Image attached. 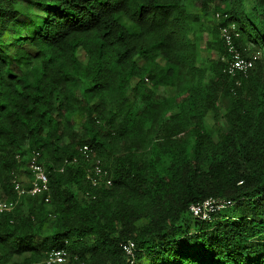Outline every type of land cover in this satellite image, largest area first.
Returning <instances> with one entry per match:
<instances>
[{"label":"trees","instance_id":"obj_1","mask_svg":"<svg viewBox=\"0 0 264 264\" xmlns=\"http://www.w3.org/2000/svg\"><path fill=\"white\" fill-rule=\"evenodd\" d=\"M33 150L49 189L19 195ZM0 200V264H264V0H0Z\"/></svg>","mask_w":264,"mask_h":264},{"label":"built area","instance_id":"obj_2","mask_svg":"<svg viewBox=\"0 0 264 264\" xmlns=\"http://www.w3.org/2000/svg\"><path fill=\"white\" fill-rule=\"evenodd\" d=\"M223 35L226 39L228 50L230 52L229 61L225 71L236 76L240 73L247 74L248 70L251 69L256 61L261 57V51L253 52L249 56H245L242 51L235 46L233 43L232 34L228 27L223 28ZM81 152L89 159H91L92 149L89 145H83ZM41 151L33 150L29 162L28 168L31 172V187L26 188L25 184L22 183L18 178H14V187L19 195L24 193L39 194L49 189V178L46 172L44 164L40 162ZM92 167L87 169V178L95 186L102 181L110 182L108 178V171L103 168L100 159L91 160ZM230 203L219 198L209 197L203 202L191 205V212L201 218L208 219L212 212L218 211L225 208ZM15 205L13 200H0V212L11 210ZM134 243L129 242L124 246V249L129 254H133ZM68 256V252L64 248H54L50 251L48 257L45 259V264H63Z\"/></svg>","mask_w":264,"mask_h":264},{"label":"clouds","instance_id":"obj_3","mask_svg":"<svg viewBox=\"0 0 264 264\" xmlns=\"http://www.w3.org/2000/svg\"><path fill=\"white\" fill-rule=\"evenodd\" d=\"M221 13L220 12H217L216 14H215V16L217 17V18H221ZM224 27H228L229 28V30H230V33L232 34V38H233V43L235 44V35L236 36H238V33L236 32V33H233L232 32V30H235V25L234 24H232L231 26H228V25H224L222 28H221V36H222V38H223V40H224V42H225V46H226V49H227V55H223V60H225L226 58H227V64H228V61H229V57H230V52H229V50H228V45H227V42H226V39H225V37H224V35H223V28ZM236 46V45H235ZM238 48V47H237ZM207 51L206 50V48L204 47V49H202V51H201V55L202 56H205V57H208V56H210V54L211 53H213L214 51H212V52H210L209 51V54H203V51ZM201 57V56H200ZM227 66H225V68H226ZM225 68H224V71H225ZM226 72V71H225ZM232 76V75H231Z\"/></svg>","mask_w":264,"mask_h":264},{"label":"rangeland","instance_id":"obj_4","mask_svg":"<svg viewBox=\"0 0 264 264\" xmlns=\"http://www.w3.org/2000/svg\"><path fill=\"white\" fill-rule=\"evenodd\" d=\"M203 20H204V27H206V29H210L212 27L213 23L215 22L214 19H213V16L203 18ZM208 37H209V34H204V38L208 39ZM203 46H205V45L203 44ZM202 49H204V47ZM207 51L212 52L214 50L213 49H208ZM207 51L204 50L203 54H206V55L209 54ZM83 59H85V58L83 57ZM88 85H89L88 83L86 85V83L84 81L82 82V87L83 88L88 87Z\"/></svg>","mask_w":264,"mask_h":264},{"label":"crops","instance_id":"obj_5","mask_svg":"<svg viewBox=\"0 0 264 264\" xmlns=\"http://www.w3.org/2000/svg\"><path fill=\"white\" fill-rule=\"evenodd\" d=\"M209 53V51H207Z\"/></svg>","mask_w":264,"mask_h":264}]
</instances>
